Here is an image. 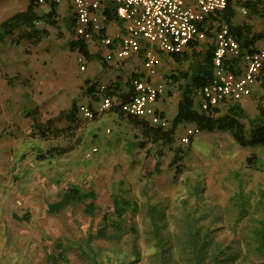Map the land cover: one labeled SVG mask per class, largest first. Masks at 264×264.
I'll return each mask as SVG.
<instances>
[{"label": "rangeland", "instance_id": "374dc122", "mask_svg": "<svg viewBox=\"0 0 264 264\" xmlns=\"http://www.w3.org/2000/svg\"><path fill=\"white\" fill-rule=\"evenodd\" d=\"M233 1L234 23H248L252 32L264 35V20L243 13L240 3L244 0ZM27 3L0 0V8L8 6L0 20L24 10ZM36 9L45 12L41 6ZM67 15L68 9L58 13L55 26L38 21V28L49 30L38 41H18L28 52H45L49 57L41 64L42 73L37 72L40 65L33 67L37 71H27L26 82L13 89L16 102L11 111L22 110L20 116L31 112L44 125L65 130L58 137L42 138L32 133L30 118L29 132L25 133L24 124L19 128L14 123L4 137L8 143L4 138L0 142V151L10 147L2 157L7 167L0 170V187L6 194L0 199V264H160L153 218L169 247L168 264H191V226L209 231L206 263L212 245H219L223 251L219 264H264V247L262 253L254 249L264 221V144L241 146L229 131H200L188 144H181L179 136L192 123L177 125L172 144L152 142L128 116L110 110L93 119L76 116V122L67 121L59 113L74 100L86 102L85 73L93 68L91 64L89 70L80 71L77 53L68 49L73 33L65 25ZM20 32L16 29L14 37ZM257 44L264 45V37ZM199 46L205 49L206 44ZM187 64L164 60L162 72L168 79ZM116 75L104 82H113ZM179 83L169 80L168 92H177ZM229 104L220 103L219 113H225ZM242 107L248 129V120L264 108V74ZM169 121L165 130L172 126ZM70 144L73 148L65 154L36 158L49 147ZM91 147L97 151L87 158L85 151ZM157 160L159 172L154 171ZM71 183L94 189V215H87L83 204L56 214L46 212L47 203L58 199ZM116 194L136 200L138 210L120 219L117 232L108 228L106 237H97L95 232L103 217L110 215ZM26 214L28 220L23 219Z\"/></svg>", "mask_w": 264, "mask_h": 264}, {"label": "built area", "instance_id": "2783aa9c", "mask_svg": "<svg viewBox=\"0 0 264 264\" xmlns=\"http://www.w3.org/2000/svg\"><path fill=\"white\" fill-rule=\"evenodd\" d=\"M229 1L71 0L74 39L94 42L98 49L103 47L102 57L107 62H122L133 57L139 61L130 73V89L124 99L106 94L107 85L99 82L95 110L80 103V117L93 119L116 107L124 115L143 120L150 127L167 129L169 119L155 106L167 93V80L158 69L159 53H182L190 44L208 41L214 46L212 75L195 90L198 109L208 111L220 103L245 102L262 78L264 45L242 49L228 24L216 18ZM46 2L38 0V3ZM241 11L246 13L245 8ZM110 14L120 24L115 36L107 33ZM208 32L212 37L207 36ZM76 53L79 70L85 71L88 62ZM199 132L198 126L188 125L179 136V142L188 144ZM96 151V147H91L85 151V157Z\"/></svg>", "mask_w": 264, "mask_h": 264}, {"label": "trees", "instance_id": "16d2710c", "mask_svg": "<svg viewBox=\"0 0 264 264\" xmlns=\"http://www.w3.org/2000/svg\"><path fill=\"white\" fill-rule=\"evenodd\" d=\"M233 0H230L225 10L219 12L217 19L226 22L236 36L237 41L242 49L248 47L259 46L257 42L261 40L264 35L262 33H255L251 31V27L248 23L236 24L234 23V18L236 16L235 5ZM42 3H38V0H28V3L24 10L18 11L11 15L6 20L0 23V42L4 41L5 38L12 37V41L17 43L21 39H32L33 41H38L41 36L47 35V30L38 28L36 23L38 21H43L49 25H56L54 18L57 16L58 2L50 1L49 9L45 12L39 13L37 7L41 6ZM246 9V13L249 17H257L264 20V0H244L240 3ZM113 15H108V21L114 20ZM72 16L66 18L65 25L68 29L72 31L73 27ZM16 29H20L21 32L14 37ZM26 29V30H23ZM23 30V31H22ZM73 33V32H72ZM212 33L208 32L207 36L212 37ZM87 41L81 39H72L68 42V47L71 51L78 52L84 56L88 61L98 60L103 67L106 66L105 59L97 54L92 53L89 50ZM205 49H198L196 44H190L187 48L188 51L182 53H171L167 54L164 58H170L176 64L182 62H187V67L181 69L176 74L172 73L168 75V79L165 77L167 82L179 83L178 91L180 92V98L177 103V113L172 118V126L168 130H162L156 127H150L144 121L129 117V121L139 126L143 129L145 135L152 142H161L163 144H172L174 141L175 128L179 124H194L198 126L200 131L214 132V131H229L233 139L241 146H259L264 144V108H260L258 114L254 118L248 120L249 126L246 128L243 119L247 118L246 113L242 107L243 103H233L227 106L225 113H219L220 108L213 107L211 110L203 111L199 110L196 105L195 90L205 84L212 75V55H213V43L210 41L205 42ZM199 46V45H198ZM200 47V46H199ZM162 52L159 53V62L162 61ZM164 64V61H163ZM262 74H264V66L262 69ZM263 77V75H262ZM129 84V80H128ZM98 82L96 80L85 79L84 88L82 94L92 95L94 99H98L95 95L97 89L96 86ZM106 94L113 96V91L107 85ZM170 94V92H169ZM252 95V94H251ZM119 98L124 99L125 95L115 94ZM85 103V102H80ZM76 101H72L71 106L67 110L60 111V116H64L69 122H76V116H79L78 105ZM91 110H95V106L92 101L87 103ZM110 111L122 115L117 108H112ZM26 115L31 117L30 112H26ZM162 115L164 113L162 112ZM165 116V115H164ZM96 117V115H95ZM94 117V118H95ZM32 133H36L42 138H47V136L58 137L63 133L65 129L63 128H51L50 126L44 125L36 117L32 116ZM69 129V127H67ZM73 146H52L49 147L45 153L39 154L36 158L44 159L46 157H53L59 154H65L70 151ZM160 155V154H159ZM159 158V157H158ZM180 159V157H178ZM179 159L176 161L178 162ZM175 161V157L172 159ZM247 162H252L251 157L247 159ZM160 163L157 160L154 165V171L159 172ZM178 170V169H177ZM96 198V193L94 189L89 188L84 190L80 185L71 183L66 186L63 192L58 196V199L48 202L46 205V212L49 214H56L65 209L68 206L75 204H83L84 212L87 215H94L96 210V205L94 200ZM264 198V195H262ZM138 203L136 200H130L120 194H116L112 198V211L110 215H105L102 219L101 225L95 232L97 237H106L108 233V228H112L114 232L121 229L120 219L129 212L137 211ZM244 211V210H243ZM112 216V218H111ZM153 217V216H152ZM24 220H28V215H24ZM153 232L155 235L156 245L158 247V256L160 259V264H168L169 247L166 242L162 241V237L159 234L156 219H152ZM209 231H201V229L196 227H190V233L188 238V244H190V261L191 264H219L223 261L221 255L223 251L219 245H212L209 252V261L206 263L204 261V256L207 255V246L211 245L207 239ZM256 245L255 250L262 253L264 247V221L261 222L260 230L256 233ZM227 256H225L226 259Z\"/></svg>", "mask_w": 264, "mask_h": 264}, {"label": "crops", "instance_id": "0c3cea01", "mask_svg": "<svg viewBox=\"0 0 264 264\" xmlns=\"http://www.w3.org/2000/svg\"><path fill=\"white\" fill-rule=\"evenodd\" d=\"M46 1L48 2L41 4V7L44 9V11H47L49 9V2L51 0H46ZM7 7L8 6H3L2 8H0V13H3ZM59 7H61V9H59ZM71 7H72L71 0H59L58 7H57V15L61 11L68 9V15L66 18L70 17L71 12H72ZM18 11L19 10L15 11L14 13ZM10 16H8V18ZM4 20H0V23ZM107 27H108L107 33L110 36H115L119 31L120 24L119 22L115 20H111L109 21ZM42 29H46L47 35H48L49 30L45 27ZM70 32L72 31L70 30ZM0 43H1V46H0V142H1L3 138L5 137V135H8L10 133V129H12L14 123H16L17 126H19V128H21V124H24L25 133L29 132V129H30L29 125L31 123V119H30L31 117L25 116L26 112L22 116H20V112H22V110L19 111V114L18 113L13 114V112L11 111L16 102L12 97V94L14 93L13 89L15 87L20 88L23 85L21 84V82H26V79L28 78L26 77L27 71H33V72L37 71L33 67L40 65V70H38L37 72L42 73L43 68L41 69V64H43V62L48 60L49 54L45 52L43 54H38L35 51L28 52L27 50H25L23 46L18 45L19 42L17 43L13 42L12 37L5 38V40ZM88 46H89V50L92 53H97L102 56L103 51H104L103 47L98 49L97 45H95L94 42H89ZM197 47L198 49H200L198 45ZM166 56L167 54L165 53L162 54V61L159 62V65H158L159 67L158 69L162 74H164L162 72V69L164 70L163 61ZM167 60L168 62L173 61L170 58V56L167 58ZM106 63L110 64V67H108L107 64L105 67H103L101 63L95 59L88 61V65L86 69L89 70V68H91V64H93V68L88 73H85V78L90 79V80H95L96 78L99 77L101 81L103 80L102 81L103 83L104 80H106L110 75L118 74L112 79L113 82H110L109 84L104 82L103 84L109 86V88L113 91L114 96L115 94L126 95L130 89L129 84H128L130 73L134 65L139 63L137 57H133L131 59L124 60L122 62L111 60ZM85 96L86 98L84 100H86V102L85 101L84 102L86 104L89 101H92L94 106L97 105L96 99L91 100L90 98L92 96L90 95H85ZM179 98H180L179 91L172 92L169 94L167 90V93L165 94V96H163V98H160L156 101L155 106L159 111L163 112L164 115L168 119L172 120V118L177 113V103H178ZM168 112H173V116L169 117ZM5 142H7L6 139H5ZM0 149L2 148L0 147ZM8 151H10V147L4 148L3 151L2 150L0 151V170L2 168L4 169L5 167H7V163L6 161H2V157ZM1 195H6L3 193L2 187H0V199H1ZM1 210L2 209L0 208V214H1Z\"/></svg>", "mask_w": 264, "mask_h": 264}]
</instances>
